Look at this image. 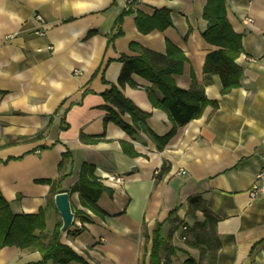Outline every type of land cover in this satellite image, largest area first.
Returning <instances> with one entry per match:
<instances>
[{"label": "crops", "instance_id": "crops-1", "mask_svg": "<svg viewBox=\"0 0 264 264\" xmlns=\"http://www.w3.org/2000/svg\"><path fill=\"white\" fill-rule=\"evenodd\" d=\"M206 2L0 0V193L14 214L44 211L47 235L61 223L54 196L68 193L74 215L85 219L75 216L60 241L87 264H148L156 223L173 247L187 231L193 240L192 226L205 222L202 211L189 213L196 196L216 222L215 264H264V199L248 194L264 164V0H225L243 71L240 86L226 93L219 76L203 70L219 50L203 37ZM161 10L170 24L145 31L160 25ZM142 55L157 65L181 58L175 86L188 91L194 84L215 106L175 126L149 99L162 94L134 74L118 89L148 117L144 130L128 134L109 119L108 109L117 110L104 94L117 86L120 59ZM122 120L132 125L128 115ZM83 165L104 188L94 209L72 191ZM61 176L51 196L41 182ZM39 261V252L0 248V264Z\"/></svg>", "mask_w": 264, "mask_h": 264}, {"label": "trees", "instance_id": "trees-1", "mask_svg": "<svg viewBox=\"0 0 264 264\" xmlns=\"http://www.w3.org/2000/svg\"><path fill=\"white\" fill-rule=\"evenodd\" d=\"M129 12V10H127ZM157 19H161L160 25L151 24L145 31L156 26L159 29L165 28L170 24L165 10L156 13ZM203 18L207 21L206 31L203 33L204 39L219 50L210 53L204 63V72L218 75L221 80L222 93H226L233 88L240 86V80L243 75L241 67L235 60L241 50L240 37L236 35L229 27L226 20L225 0H207ZM120 18L117 22H120ZM140 29L141 19L137 21ZM110 38L112 41L116 36ZM163 61V58H160ZM122 69L118 77L117 86L104 94V98L117 112L108 109L109 119L116 122L128 134H132L136 129H145V121L148 114L138 110L130 101L125 99L118 88L125 84H131L132 75H138L147 80L161 94L162 99L157 98L149 93V99L159 109L166 112L169 119L175 126H184L191 120L198 118L207 105L215 106V103L209 102L203 93V90L192 85L188 91L179 89L175 86L172 76L181 74L183 60L180 58L177 62H163L157 65L147 56L135 58L123 57L120 59ZM165 63V64H164ZM128 115L132 125L122 120V116ZM174 130L171 132L173 133ZM40 136V135H39ZM156 141L155 136L152 135ZM67 158V156H63ZM62 164H60L61 168ZM59 168V169H60ZM165 169L162 168L157 175L158 181L164 175ZM63 177L56 181H43L50 186L51 196L56 194V190ZM103 187L93 176V169L83 165L77 184L72 189L77 192L81 205L88 209H94L97 199ZM189 213L194 214L196 211H202L205 216V222L192 226L191 231L195 232L193 241H187L186 244L191 247H202L204 253L208 255L211 264H215L217 251V238L215 233V220L207 213L204 201L200 196L188 199ZM75 216L84 220L85 216L76 212ZM61 223H57L50 235L45 233V214L39 211L37 214H14L10 204L3 198L0 193V248L16 247L41 254V261L31 264H48L53 261L55 264H87L78 256L70 247L63 245L60 241ZM162 225L156 223L151 231V251L148 258V264H172L170 256L179 251L162 237ZM185 264H195L191 259L185 261Z\"/></svg>", "mask_w": 264, "mask_h": 264}, {"label": "rangeland", "instance_id": "rangeland-1", "mask_svg": "<svg viewBox=\"0 0 264 264\" xmlns=\"http://www.w3.org/2000/svg\"><path fill=\"white\" fill-rule=\"evenodd\" d=\"M179 228L181 231V227ZM191 234V232H185L187 238L184 241L180 236V241L176 243L177 246H174V248L178 249L179 251L170 256L172 264H185V261H187L188 259L193 260L195 264H211L208 255L202 250L203 246L191 247L186 244L187 241H193L191 239L194 237V235Z\"/></svg>", "mask_w": 264, "mask_h": 264}, {"label": "water", "instance_id": "water-1", "mask_svg": "<svg viewBox=\"0 0 264 264\" xmlns=\"http://www.w3.org/2000/svg\"><path fill=\"white\" fill-rule=\"evenodd\" d=\"M54 205L61 218L60 234L67 235L74 225L75 215L71 207V199L66 192L54 196Z\"/></svg>", "mask_w": 264, "mask_h": 264}, {"label": "built area", "instance_id": "built-area-1", "mask_svg": "<svg viewBox=\"0 0 264 264\" xmlns=\"http://www.w3.org/2000/svg\"><path fill=\"white\" fill-rule=\"evenodd\" d=\"M35 20L41 25L40 29H38L37 31H35V35L42 37L44 36L45 32H44V26L43 24V19L41 16L36 15L35 16ZM248 22H251V19H248ZM264 162V159H263ZM109 181H118L120 179H117L115 177H111L108 178ZM248 194L251 198H257V197H261L264 199V164L261 167V169L259 170V172L256 174L255 179L253 184L251 185ZM186 227H182V231H186ZM182 240H186V237L183 236Z\"/></svg>", "mask_w": 264, "mask_h": 264}]
</instances>
